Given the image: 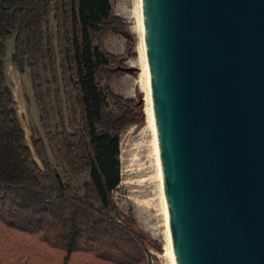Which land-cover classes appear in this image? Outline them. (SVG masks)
Wrapping results in <instances>:
<instances>
[{
    "label": "trees",
    "instance_id": "obj_1",
    "mask_svg": "<svg viewBox=\"0 0 264 264\" xmlns=\"http://www.w3.org/2000/svg\"><path fill=\"white\" fill-rule=\"evenodd\" d=\"M126 25L110 0H0V264H154L149 237L113 196L121 134L145 120L139 101L110 85L138 72L125 64L136 54ZM108 33L125 35L126 54L106 49ZM11 38L12 65L29 70L41 111L43 167L7 84ZM50 156L83 183L66 180Z\"/></svg>",
    "mask_w": 264,
    "mask_h": 264
},
{
    "label": "water",
    "instance_id": "obj_2",
    "mask_svg": "<svg viewBox=\"0 0 264 264\" xmlns=\"http://www.w3.org/2000/svg\"><path fill=\"white\" fill-rule=\"evenodd\" d=\"M142 11L175 264H264V0Z\"/></svg>",
    "mask_w": 264,
    "mask_h": 264
},
{
    "label": "rangeland",
    "instance_id": "obj_3",
    "mask_svg": "<svg viewBox=\"0 0 264 264\" xmlns=\"http://www.w3.org/2000/svg\"><path fill=\"white\" fill-rule=\"evenodd\" d=\"M110 3L113 13L127 20L125 34L132 36L134 40L133 50L136 54L129 56L125 64L128 68L138 70L136 74L126 73L113 78L110 85L118 94L138 100L145 118L142 124L131 125L121 134L119 143L120 183L113 191V196L124 213L132 212L138 228L149 237L152 244L149 249L155 256L152 259L153 263L172 264L168 254L170 232L163 183L160 177L157 136L150 119V102L146 91L144 63L141 56L140 0H110ZM103 39L106 49L112 54H126L127 38L123 33H108ZM5 43L7 47L5 57L7 84L12 89L27 143L32 149L34 158L43 167L42 160L34 148V141L39 137H44V131L40 121V107L35 101L32 90L30 72L27 70L21 74L12 65L14 38L8 39ZM48 77L49 75L46 74L45 78ZM50 163L62 176H65L66 180H71L76 187L85 180V176L75 177L67 174L51 156Z\"/></svg>",
    "mask_w": 264,
    "mask_h": 264
},
{
    "label": "bare ground",
    "instance_id": "obj_4",
    "mask_svg": "<svg viewBox=\"0 0 264 264\" xmlns=\"http://www.w3.org/2000/svg\"><path fill=\"white\" fill-rule=\"evenodd\" d=\"M139 8H140V10H139V23H140V28H141V46H140L141 47V56L143 58V63H144V72H145V79H146V85H147L146 91L148 92V97H149V102H150L149 114H150L151 123L153 124V127H154L153 129L155 132L153 110H152V103H151L152 102V96H151V87H150V79H149V70H148L147 54H146L145 40H144V21H143V11H142V0H140ZM157 149H158V153H159V147ZM158 156H159V161H160V153L158 154ZM159 161H158V163H159ZM160 177L162 179L161 167H160ZM166 213H167V218H168L167 210H166ZM168 224H169V218H168ZM169 232H170V227H169ZM168 254L171 257L172 264H175L173 247H172V243H171V235H169V237H168Z\"/></svg>",
    "mask_w": 264,
    "mask_h": 264
}]
</instances>
